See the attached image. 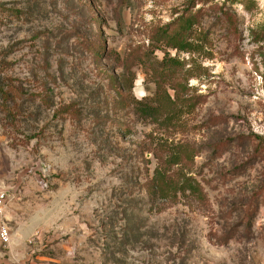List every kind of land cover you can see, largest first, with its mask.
<instances>
[{
	"label": "rangeland",
	"instance_id": "rangeland-1",
	"mask_svg": "<svg viewBox=\"0 0 264 264\" xmlns=\"http://www.w3.org/2000/svg\"><path fill=\"white\" fill-rule=\"evenodd\" d=\"M262 36L264 0H0V264H264Z\"/></svg>",
	"mask_w": 264,
	"mask_h": 264
},
{
	"label": "trees",
	"instance_id": "trees-1",
	"mask_svg": "<svg viewBox=\"0 0 264 264\" xmlns=\"http://www.w3.org/2000/svg\"><path fill=\"white\" fill-rule=\"evenodd\" d=\"M264 39V36H262ZM168 98V97H167ZM134 113L138 114L142 118L157 119L159 114L158 105H153L142 99L136 97L131 98ZM174 164H178L177 161L168 162L164 161L162 166H159L153 177L150 179L152 189L150 190V196H158L164 199H173L177 194L188 193L190 195L200 196V186L198 181L190 174L184 172L181 175H175V173H169V169ZM179 171H184L183 166H180Z\"/></svg>",
	"mask_w": 264,
	"mask_h": 264
},
{
	"label": "built area",
	"instance_id": "built-area-1",
	"mask_svg": "<svg viewBox=\"0 0 264 264\" xmlns=\"http://www.w3.org/2000/svg\"><path fill=\"white\" fill-rule=\"evenodd\" d=\"M9 201L6 189H0V243L7 244L10 239L9 227L4 219V213Z\"/></svg>",
	"mask_w": 264,
	"mask_h": 264
},
{
	"label": "crops",
	"instance_id": "crops-1",
	"mask_svg": "<svg viewBox=\"0 0 264 264\" xmlns=\"http://www.w3.org/2000/svg\"><path fill=\"white\" fill-rule=\"evenodd\" d=\"M7 205H8V203H7Z\"/></svg>",
	"mask_w": 264,
	"mask_h": 264
}]
</instances>
